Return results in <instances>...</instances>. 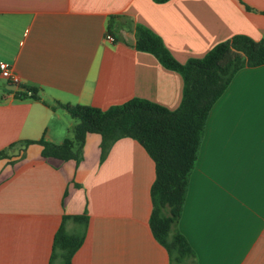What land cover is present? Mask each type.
<instances>
[{"label": "crops", "instance_id": "1", "mask_svg": "<svg viewBox=\"0 0 264 264\" xmlns=\"http://www.w3.org/2000/svg\"><path fill=\"white\" fill-rule=\"evenodd\" d=\"M137 24L185 63L235 35L263 40L264 0H0V61L21 79L12 89L0 75V264H63L56 232L85 212L86 228L65 223L85 233L71 264H170L149 222L155 163L138 141L101 159L88 133L79 163L23 142L72 136L77 119L53 103L179 107L182 75L136 49ZM22 86L40 98L17 97ZM179 229L197 264H264V64L239 69L212 106Z\"/></svg>", "mask_w": 264, "mask_h": 264}, {"label": "trees", "instance_id": "2", "mask_svg": "<svg viewBox=\"0 0 264 264\" xmlns=\"http://www.w3.org/2000/svg\"><path fill=\"white\" fill-rule=\"evenodd\" d=\"M154 1L163 3L168 0ZM135 36L137 50L153 54L166 68L182 75L183 98L177 109L171 110L138 97L108 109L53 103L50 105L52 109L63 107L77 119L72 136L61 144L44 140L23 142L25 145L40 144L45 158L79 163L88 133L101 136V159L121 138L138 141L155 163L156 176L151 187L153 208L149 221L152 233L168 251L170 264H197L193 248L179 229V221L206 121L212 106L239 69L264 64V39L256 41L246 35H235L214 46L204 57L181 63L150 28L137 24ZM38 91L37 87L22 86L14 92L19 98L39 99ZM68 220L86 228L89 217L86 212L63 216L53 245L54 256L60 251L63 264H71L85 238L83 231L69 232L66 229Z\"/></svg>", "mask_w": 264, "mask_h": 264}, {"label": "built area", "instance_id": "3", "mask_svg": "<svg viewBox=\"0 0 264 264\" xmlns=\"http://www.w3.org/2000/svg\"><path fill=\"white\" fill-rule=\"evenodd\" d=\"M109 41H114V37L110 34L106 36ZM0 75L9 80L12 85L16 88L21 86V79L17 73H15L9 63L5 61H0Z\"/></svg>", "mask_w": 264, "mask_h": 264}, {"label": "water", "instance_id": "4", "mask_svg": "<svg viewBox=\"0 0 264 264\" xmlns=\"http://www.w3.org/2000/svg\"><path fill=\"white\" fill-rule=\"evenodd\" d=\"M11 88H12V89H16V87H14V86H12Z\"/></svg>", "mask_w": 264, "mask_h": 264}]
</instances>
